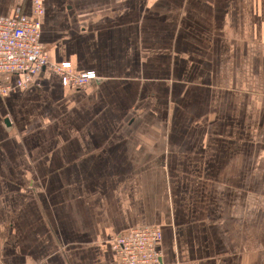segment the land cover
<instances>
[{
	"label": "crops",
	"instance_id": "1",
	"mask_svg": "<svg viewBox=\"0 0 264 264\" xmlns=\"http://www.w3.org/2000/svg\"><path fill=\"white\" fill-rule=\"evenodd\" d=\"M51 63L0 92V264H264V0H39ZM34 0L0 17L35 18Z\"/></svg>",
	"mask_w": 264,
	"mask_h": 264
},
{
	"label": "built area",
	"instance_id": "2",
	"mask_svg": "<svg viewBox=\"0 0 264 264\" xmlns=\"http://www.w3.org/2000/svg\"><path fill=\"white\" fill-rule=\"evenodd\" d=\"M36 17L18 14L0 17V92L7 94L12 86L10 77L22 75L18 86L24 87L26 80L36 73L50 71L60 75L65 85L83 87L97 79L94 71L76 74L69 64L51 63L41 41L40 16L44 9L39 0H34ZM163 239L159 226L134 227L125 235L116 237L113 248L116 264H164L162 251L158 248Z\"/></svg>",
	"mask_w": 264,
	"mask_h": 264
}]
</instances>
